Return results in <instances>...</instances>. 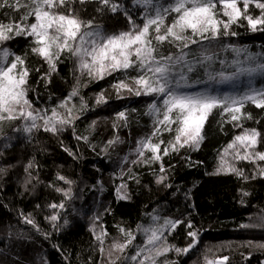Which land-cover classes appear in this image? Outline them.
<instances>
[{
    "label": "snow or ice",
    "instance_id": "6c2138e0",
    "mask_svg": "<svg viewBox=\"0 0 264 264\" xmlns=\"http://www.w3.org/2000/svg\"><path fill=\"white\" fill-rule=\"evenodd\" d=\"M131 3L138 10L136 13L119 0H0V131L4 122H8L13 131H22L31 142L34 132L42 130L59 136L72 128L77 141L90 143L89 135L75 131L76 121L87 110L80 96V88L87 84L81 81L87 77L90 82H99L111 76L109 87L115 99L151 98L144 113L152 118L151 131L137 139L132 151L136 158L130 163L149 166L159 163L162 175L157 176V184H164L168 179L164 174V157L185 148L200 150L206 138L205 127L213 115L221 117L218 121L221 127L230 123L233 129L240 131L234 132L232 139L217 151L214 170L208 174L234 175L244 182L264 179V133L245 126V121L260 123L246 108L251 105L264 110V88L249 84L244 91L217 92V86L239 82L242 77L264 75V54H250L246 49L217 43L222 37L238 35L233 26L243 27L242 22H246L253 33L264 32V0H131ZM89 5H93L94 14L86 16ZM253 6L259 10L258 15L251 11ZM109 13L116 17L123 15L127 26L106 30L98 17ZM134 16L139 17V23ZM17 37L28 41L31 55L46 64L47 71L41 72L42 65L31 68L27 53L19 55L7 46V42ZM217 47L221 52H232L233 58L218 59ZM65 59L71 60L73 66L75 83L71 91L50 108L34 107L29 97V92L35 91L31 84L33 70L40 74L39 81L46 87L52 82L58 64ZM76 97H80L79 106L74 102ZM109 99L102 89L95 95L94 102L96 106H103ZM130 111L135 109L114 113V130L129 126ZM259 115L264 116V111ZM95 127L96 121H93L89 129L95 131ZM165 133L170 134L167 140L163 139ZM122 142L117 135L101 150L107 154L110 147ZM61 144L63 146L62 141ZM63 150L73 159H79L72 148L63 146ZM124 162L129 163L127 157ZM241 162L253 166L250 175L238 166ZM38 167L34 157L24 166L25 191L33 180L39 182L38 175L32 172ZM6 175L7 168L0 167V179ZM126 175L127 179L136 178L131 168L127 174L122 171L116 177L121 181L115 186L118 201L130 199ZM55 180L67 187L56 183L48 185L60 193L63 200L48 206L54 211L46 219L59 231L68 224L67 219H63V224L59 221L61 211L67 207L64 201L74 198L72 185L75 182L59 172ZM240 191L242 197L250 195L243 189ZM21 215L25 224L41 231L30 215ZM160 220L158 215H153L151 224H137L134 231L117 225L123 241L113 239L111 244H106L109 233L100 222L101 217L94 216L90 231L97 241L100 264L104 260L107 264H177L169 258V253L187 255L197 247L199 231L194 230L191 221L169 217L163 218L162 223ZM181 225L187 229L188 242L184 247L168 239ZM241 227H264V217L260 224ZM43 235L49 238L48 233ZM137 235L143 237L141 243H134ZM258 247L264 248V244ZM228 261V256L205 257V264H227Z\"/></svg>",
    "mask_w": 264,
    "mask_h": 264
},
{
    "label": "trees",
    "instance_id": "16d2710c",
    "mask_svg": "<svg viewBox=\"0 0 264 264\" xmlns=\"http://www.w3.org/2000/svg\"><path fill=\"white\" fill-rule=\"evenodd\" d=\"M119 2L133 13L138 11L133 8L131 0ZM251 11L259 14L254 6ZM90 14H94L93 5H89L85 13L86 16ZM134 18L140 22L138 16ZM98 19L108 31L127 26L123 15L116 17L109 13ZM242 23L243 27L233 26L238 35L222 37L217 43L246 49L250 54H264V32L253 33L248 30L246 22ZM7 46L19 55L27 53L31 68L42 65L41 72L47 71V65L31 55L29 43L23 37L7 42ZM215 51L218 59L233 58L230 51L221 52L219 47ZM72 67L69 59L58 64L52 82L46 87L43 81H39L40 74L33 70L31 84L35 91H30L29 97L34 107L50 108L67 96L75 83ZM216 67L219 68L218 63ZM112 80L111 76L99 82L82 78L81 83L87 84V87L80 88V96L86 102L87 110L76 121L75 131L89 135L90 143L77 141L72 128L59 136L42 130L34 132L29 142L25 133L13 131L9 123L4 122L0 131V167L7 168V175L0 179V264H100L97 241L90 231L96 215L101 217L100 222L109 233L106 244H111L113 239L123 241L117 225L134 231L137 224L148 226L152 223V216L158 215L161 223L165 217L191 221L194 230L199 231V243L190 253L181 256L175 252L168 254L177 264H205L206 256L209 259L228 256L227 264H264V248L258 247L264 244V227H241L260 224L261 217H264V179L244 182L234 175L208 174L214 170L217 151L240 129H233L230 123L221 127L219 115L209 117L205 127L206 138L200 150L185 148L164 157V174L168 179L164 184H157V176L162 175L159 163L150 166L130 163L136 158L132 151L137 139L151 131L152 118L144 114L151 98L133 96L117 100L109 87ZM249 84L257 89L264 88V75L242 77L239 82L217 86V92H240L246 90ZM102 89L110 97L109 103L96 106L95 95ZM74 102L79 106L80 97L74 98ZM124 109H135L129 112V126L114 130V113ZM246 111L256 115L260 123L245 121V126L255 127L264 133V116L259 115L264 110L249 105ZM93 121H96L95 131L89 129ZM117 135L123 142L110 147L105 154L101 149ZM169 136L165 133L163 139L167 140ZM61 141L63 146L72 148L79 159L69 156L63 150ZM33 157L39 167L33 168L32 172L38 175L39 182L33 180L28 185L29 190L25 191L24 166ZM125 157L129 163L124 162ZM238 166L245 168L246 174H251L252 165L241 162ZM129 168L136 177L127 179L125 176L130 199L118 201L115 186L121 181L116 177L122 171L127 174ZM58 172L75 183L72 185L74 198L64 201L67 207L61 211L62 219L59 221L63 224V219H67L68 224L56 231L46 217L54 211L48 206L63 200L61 194L48 185L56 183L67 187L55 180ZM241 189L250 195L242 197ZM21 214L30 215L41 231L37 232L31 225L25 224ZM45 232L49 234L47 239L43 235ZM186 232L187 229L181 225L168 239L184 247L188 242ZM21 235L27 238L19 239ZM142 240L143 237L137 235L134 243H141ZM103 264L107 261L104 260Z\"/></svg>",
    "mask_w": 264,
    "mask_h": 264
}]
</instances>
